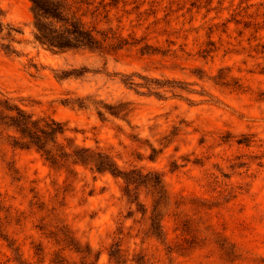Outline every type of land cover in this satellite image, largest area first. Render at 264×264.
Masks as SVG:
<instances>
[{"label":"rangeland","instance_id":"374dc122","mask_svg":"<svg viewBox=\"0 0 264 264\" xmlns=\"http://www.w3.org/2000/svg\"><path fill=\"white\" fill-rule=\"evenodd\" d=\"M143 1L112 11V31L131 44L107 55L46 50L33 43L30 2L0 0V21L22 31L15 54L0 49V99L62 122L60 140L107 152L122 170L158 173L171 197L153 228L145 178L132 174L130 202L121 177L83 167L69 176L35 149L3 147L0 264H16L9 242L22 264H50L62 245L37 227L54 215L89 255L65 249L69 263L264 264V0ZM72 69L81 75L59 77ZM131 74L184 89L160 98L121 81ZM75 98L89 104L64 102ZM95 101L129 103L132 111L100 118ZM177 218L194 220L196 238L179 235Z\"/></svg>","mask_w":264,"mask_h":264},{"label":"trees","instance_id":"16d2710c","mask_svg":"<svg viewBox=\"0 0 264 264\" xmlns=\"http://www.w3.org/2000/svg\"><path fill=\"white\" fill-rule=\"evenodd\" d=\"M31 4L33 13V43H37L52 53H62L70 50H88L92 52L115 55L118 51L130 45L126 38L112 31V11L116 10L119 3L122 6L133 4L134 9H139L143 0H28ZM156 10H152L155 14ZM1 16V13H0ZM120 21V20H118ZM4 33L1 35V33ZM22 34L19 27L0 21V49L8 54H15V43H19L17 36ZM145 51V48H141ZM211 49H203L202 55L205 56ZM60 78L69 76H79L81 71L72 69L64 71ZM121 81L129 86L145 88L149 94L157 97H163L164 93L171 92L175 95L176 91L183 90L184 87L179 82L143 79L144 82L135 81L134 74L123 75ZM66 104H71L79 108H85L89 104L87 98L67 99ZM96 112L100 118L105 114L113 116L127 117L132 109L129 103L117 102L114 104L101 101L94 102ZM65 132V125L52 117H34L20 105L11 101L9 98L0 99V150L3 147L35 149L44 160L55 171L64 169L69 176L77 173V167L89 169L91 172L104 174L110 173L113 176L121 177L125 183L124 193L128 196L130 202L136 201L135 191L130 186L138 178H145L149 186L152 187V205L149 211L151 227L155 228L157 216L160 215L162 208H169L171 197L164 188L160 175L149 171L145 174L136 173L134 170H122L107 152L92 149L90 147L79 146L71 139L60 136ZM134 196V197H133ZM185 199L181 198L180 203ZM179 206V205H178ZM176 215V214H174ZM11 212L7 211L6 218H13ZM44 218H42L43 220ZM52 222H43L37 228L43 234L53 241L55 245H62L60 250H55L54 257L50 264H94L93 261L68 262L61 254V251L68 249L76 254H82V258L89 255L86 251L80 249V245L75 240L67 224L58 216L52 217ZM176 228L180 236H190L192 239L200 231L195 228L194 220L191 218L176 219ZM205 232L210 236L217 237V234L209 227H204ZM155 237L159 234L153 233ZM13 243H8V247L14 251L16 264H22L19 257L18 247H11ZM225 241L221 247L227 254H233L234 251L229 247H224ZM35 250L40 251L39 247ZM39 252L35 251V255ZM85 254V255H84ZM114 256V253H110Z\"/></svg>","mask_w":264,"mask_h":264}]
</instances>
